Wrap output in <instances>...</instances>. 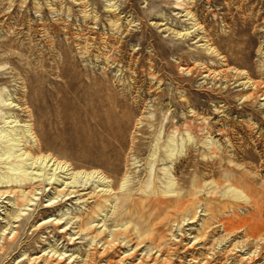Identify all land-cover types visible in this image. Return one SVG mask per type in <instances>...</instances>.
I'll return each instance as SVG.
<instances>
[{
    "label": "rangeland",
    "instance_id": "374dc122",
    "mask_svg": "<svg viewBox=\"0 0 264 264\" xmlns=\"http://www.w3.org/2000/svg\"><path fill=\"white\" fill-rule=\"evenodd\" d=\"M1 133L0 264H264V0H0Z\"/></svg>",
    "mask_w": 264,
    "mask_h": 264
},
{
    "label": "bare ground",
    "instance_id": "6f19581e",
    "mask_svg": "<svg viewBox=\"0 0 264 264\" xmlns=\"http://www.w3.org/2000/svg\"><path fill=\"white\" fill-rule=\"evenodd\" d=\"M28 132H30V135H32V132H31V129L28 128L27 129ZM8 134H5L4 136H6ZM0 136H3L2 133L0 134ZM25 137V136H24ZM11 139H9L10 141ZM11 147H12V144L9 145L7 144L6 148H5V152L2 153V155H7V158H10L11 157ZM25 155V158L22 160L23 162H26L27 160H32L30 162V165H33V164H36L38 163V161L40 160L39 162V165H40V168L38 170H42L44 169L45 167L48 166V162L53 159L54 157L51 156V155H43V154H40L38 156H33V154H31L29 151H23L22 154H20V156H24ZM48 156H51V157H48ZM48 159V160H47ZM47 160V161H46ZM56 163V167L53 168V172L51 173V175L48 177V179H53V182L55 180L58 179L57 175H56V169L57 168H63L66 169V171H69L71 170V167L69 164H67L66 162H61V161H58L56 158H54L52 165H54ZM153 164H155V161H153ZM44 165V167H43ZM38 166V165H37ZM35 167V166H34ZM39 167V166H38ZM52 168V167H51ZM10 169L13 171L15 169H18V170H21L20 172H22V176H24L25 178L28 176V172H26V169H25V165H18L17 167L16 166H11ZM58 170V169H57ZM79 173H84L86 175H95V174H100V173H97L96 171H93V172H86V171H80V172H77L75 174H79ZM154 175H156V173H154ZM40 175H36L34 177H30L29 179L32 180V179H35L36 177H38ZM74 176V174H73ZM6 179V180H5ZM14 181L13 178L11 177V175H6L3 180H0V183L3 184V183H9V182H12ZM7 187V186H6ZM154 201H157L159 204L160 203H165V206L163 207V211L161 212V214H159V216L161 215L162 217V220H163V224L164 223H171V196H167V197H163V198H158V199H153ZM193 202V201H192ZM195 203L193 202L192 204H190L189 206V209H194L193 205ZM213 208L211 205H208L206 206V210L207 211H211ZM212 212V215H213V210L211 211ZM195 213V212H194ZM214 217V216H213ZM221 224H226L225 221H222ZM209 226H206V229L208 228ZM225 227V226H224ZM228 227L229 226H226V230H228ZM152 235V234H151ZM197 238V237H196ZM141 241V240H140ZM141 243V242H140ZM105 247H104V250L102 252V256L103 257H108V264H118L119 262H121L122 260H117L115 258H113V256H109V250L111 249L112 247V244L113 242H105ZM151 244H152V250H156V252H158L159 255H161L163 252H166L167 254V257L165 260H168V263H171V242H170V238L167 236V235H163V234H160V236L158 237H155L154 235L151 236ZM110 248V249H109ZM109 249V250H108Z\"/></svg>",
    "mask_w": 264,
    "mask_h": 264
}]
</instances>
